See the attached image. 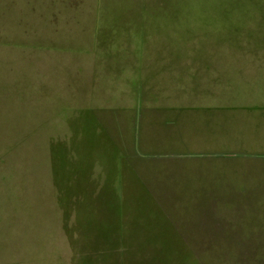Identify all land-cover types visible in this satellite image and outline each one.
<instances>
[{"label": "rangeland", "instance_id": "1", "mask_svg": "<svg viewBox=\"0 0 264 264\" xmlns=\"http://www.w3.org/2000/svg\"><path fill=\"white\" fill-rule=\"evenodd\" d=\"M7 1L0 264H264V0H90L53 48Z\"/></svg>", "mask_w": 264, "mask_h": 264}, {"label": "crops", "instance_id": "2", "mask_svg": "<svg viewBox=\"0 0 264 264\" xmlns=\"http://www.w3.org/2000/svg\"><path fill=\"white\" fill-rule=\"evenodd\" d=\"M16 1L17 0H10V4H8L7 1L9 18H11V15H14L13 17H15V19L13 20L20 21V19H18L17 17L22 16L25 21L28 22V25H23L21 27H26L27 29H29L30 25H39L41 27L39 31V42L51 45L52 48L55 43H59L62 47V43L65 40V33L63 32L65 26L78 27V25L80 24H89L88 20H90V18L82 17V13L80 11L93 8L87 5L90 0H22L25 1V3L20 5L17 4ZM80 19L83 21H80ZM59 21L63 23L61 24V26L58 25ZM96 23V20L92 21V25H95ZM75 31V36H77L78 38L83 37L86 39H91L94 36L93 32L90 33V31H87L86 29H83L84 33L80 32L79 29H75ZM69 33L71 34L68 35V40L74 41L73 31ZM48 47L50 46L46 45V48ZM141 54L142 53H133L132 55L124 56L121 53H117L115 55L110 54L109 56L102 55V58H114L116 60L118 59L116 61V66L118 67L115 68L120 67V70H134V77L131 76L132 78L129 80L131 82H139L140 79L143 80V77H145L141 71L146 64V62L143 61V55ZM129 58H132L133 60L128 61ZM104 66H106V64ZM108 78L107 81L110 80V78L109 80ZM118 79L121 80L122 78L116 76L115 80Z\"/></svg>", "mask_w": 264, "mask_h": 264}]
</instances>
